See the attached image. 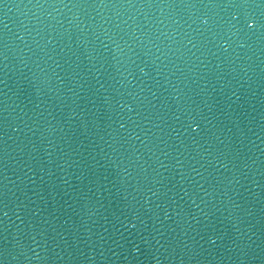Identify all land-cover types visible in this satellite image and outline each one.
<instances>
[{"label": "water", "instance_id": "1", "mask_svg": "<svg viewBox=\"0 0 264 264\" xmlns=\"http://www.w3.org/2000/svg\"><path fill=\"white\" fill-rule=\"evenodd\" d=\"M0 264H264V0H0Z\"/></svg>", "mask_w": 264, "mask_h": 264}]
</instances>
